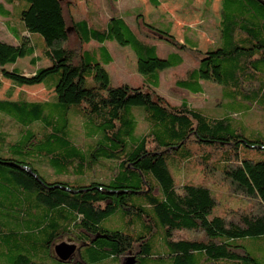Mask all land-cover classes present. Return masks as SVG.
Wrapping results in <instances>:
<instances>
[{"label":"trees","instance_id":"1","mask_svg":"<svg viewBox=\"0 0 264 264\" xmlns=\"http://www.w3.org/2000/svg\"><path fill=\"white\" fill-rule=\"evenodd\" d=\"M79 1L86 0L0 3L7 26L27 32L17 37L14 25L17 43L0 41V76L13 87L43 84L54 92L38 102L22 95L0 99V264H120L126 256L131 264H264V157L239 154L247 146L264 155V135L235 112L210 117L155 91L160 72L180 66L189 53L197 65L176 80L178 87L199 93L203 81L212 82L240 112H264V0H220L218 37L205 51L186 36L179 42L171 21L146 23L138 14L137 33L120 16L103 24L75 19L71 6ZM148 2L157 8L162 1ZM32 33L42 36V56L50 64L29 75L6 68L33 55ZM154 38L177 52L159 57L149 42ZM107 41L130 46L149 88L111 85ZM90 43L96 48L85 50ZM30 62L35 66L36 57ZM70 112L81 129L74 124L73 133ZM193 159L217 168L249 204L209 218L219 204L213 190L172 172ZM35 164H46L48 173ZM110 217L113 224L103 226ZM64 235L80 243L75 262L52 252Z\"/></svg>","mask_w":264,"mask_h":264},{"label":"rangeland","instance_id":"2","mask_svg":"<svg viewBox=\"0 0 264 264\" xmlns=\"http://www.w3.org/2000/svg\"><path fill=\"white\" fill-rule=\"evenodd\" d=\"M161 1L162 4L160 3L161 5L154 8L149 4L148 0H86L79 1L76 5L71 6V13L75 19H79L86 16L88 11H92L96 16V21L100 22V24L106 22L113 15L120 16L124 18L129 26L137 33L139 32L136 20L138 14L142 15L143 20L146 23H164L166 22V19H170L174 21L171 33L179 41L182 38L183 31L185 32L186 29H193L195 34L200 33L202 51H205L206 48L211 46L212 43L217 40V24L220 8L218 0ZM1 2L2 0H0V3ZM8 8L10 9L9 6ZM14 11L17 10L14 9ZM30 40L34 44L33 55L20 57L15 63L6 65V68H17L21 71H31L36 67H47L50 64L49 61L42 56V36L38 33H32ZM0 41L9 44H16L13 41L12 36L9 35L1 18ZM149 42L158 46V56L161 58L167 57L170 53L177 52L173 46L163 39L154 38L150 39ZM104 45L112 57V61L109 64L104 65L109 74L112 86L127 84L130 87L142 86L149 88V78L147 75L137 71V59L129 45H120L115 41H107ZM96 46L97 44L90 43L85 45L84 49L90 50L96 48ZM97 50L98 49H96V51ZM98 54L99 58H101V51H99ZM32 57H36L37 65L35 66L30 62ZM196 65L197 61L195 58L189 53H184L183 63L180 66L167 68L160 72V82L155 89L156 93L165 97L170 104H179L185 101L192 107L197 108L206 115L214 118H221L228 113L235 112L238 116L237 118L242 120L244 124L264 135V112L260 108L253 107L246 113L240 112L238 104L224 98L220 86L212 82L203 81L202 92L199 93L191 92L176 85V80L182 78L187 69ZM2 80L3 78L0 77V82H2ZM90 81L91 78H88L87 83ZM11 87V83L5 82L0 88V97H5L6 91L11 89ZM38 87L44 88L42 84L23 85L21 86L22 90L14 89L15 95L17 92H20V95L22 94L24 97H29L30 94H33V97H39L42 93V88ZM50 95L51 92H46L44 96L40 97V99L47 98ZM70 113L71 133L74 132V124L78 130H81L78 119L72 114V112ZM137 118L139 120L138 131L144 132L146 126L141 121L140 113H137ZM245 134L251 136L248 132ZM76 140L78 143L83 142L85 140L84 133L81 136L77 135ZM239 154L242 158H250L254 160H259L264 157L262 152L247 146H242L239 150ZM34 167L42 175L48 173L47 169L49 167L46 164H35ZM172 172L174 177L180 181L190 179L197 183H203L213 190L219 204L214 208L209 218H212L214 215H223L231 208L246 206L249 204V200L233 192L229 187V183L222 177L217 168L204 165L200 163L198 159L191 160L182 172L176 173L174 169H172ZM113 221L114 217H110L105 219L102 224L103 226H110L113 224ZM62 241L74 243L76 245V250L68 260L70 262L77 261L79 259L78 249L80 243L70 235H64L58 238L55 243ZM52 252L54 254V251ZM128 257L129 256L123 257L120 264H131ZM259 258L261 259V257Z\"/></svg>","mask_w":264,"mask_h":264},{"label":"crops","instance_id":"3","mask_svg":"<svg viewBox=\"0 0 264 264\" xmlns=\"http://www.w3.org/2000/svg\"><path fill=\"white\" fill-rule=\"evenodd\" d=\"M219 1V4H220V0H218ZM3 4V8L5 9V10H8V11H11L12 10V5L11 4H7V3H2ZM162 4V3H161ZM160 4V5H161ZM8 6L10 7V9L8 8ZM220 9V8H219ZM85 17H90L92 20H94V19H96V16H95V14L92 12V11H88V13H86V16H83V17H81V18H85ZM0 18L2 19V21H3V24H4V26H5V28L7 29V31H8V33H9V35H11L12 36V39H13V41L15 42V43H17V39L15 38V32H14V30H13V28H14V25H13V23H11L9 26H7V21H8V17H2L1 15H0ZM167 18V17H166ZM80 19V18H79ZM166 21H171V27H170V33H171V30H172V27H173V24H174V21H172V20H170V19H166ZM17 27H18V34L16 35L17 37L18 36H23V37H27V32L26 31H24L23 29H22V27H20V25H18L17 24ZM217 28H218V30H219V19H218V24H217ZM184 36H186V37H188V38H190V39H192V40H196L197 41V49H199L200 51H202L201 50V42H200V40H201V38H200V33H197V34H195V31H193V29H189V30H185V32L183 31V34H182V38L180 39V41L179 42H183V40H184ZM36 65H37V63H36ZM35 69L36 68H34L33 70H31V71H27V70H24L23 72H24V74H26V75H29V74H33L34 73V71H35ZM1 77V76H0ZM3 78V77H2ZM5 82H9L10 83V81L8 80V79H5V78H3V80H2V82H1V86H0V88L2 87V85H4L5 84ZM160 82V81H159ZM38 85V84H37ZM43 85V84H42ZM44 86V85H43ZM38 88H42V87H38ZM45 88V87H44ZM42 88V93L40 94V96L39 97H33V94H30V96L29 97H24L27 101H32V102H38V101H45V100H47V99H50V98H52L53 97V95H54V92H53V89H47V88ZM11 89H12V92H11V95L9 96V97H0V99H9V100H12V101H14V100H17L18 98H19V96H20V92L18 93H16V95H15V90L14 89H18V90H22L21 89V87H11ZM46 92H51V95L50 96H48L47 98H43V99H40V97H42V96H44V94L46 93ZM22 95V94H21ZM36 98H39V99H36Z\"/></svg>","mask_w":264,"mask_h":264},{"label":"water","instance_id":"4","mask_svg":"<svg viewBox=\"0 0 264 264\" xmlns=\"http://www.w3.org/2000/svg\"><path fill=\"white\" fill-rule=\"evenodd\" d=\"M19 168L24 169L27 172L31 173V171L26 167H19ZM62 189L67 190L72 193L75 192L74 190L69 189L67 187H62ZM75 250H76V245L74 243H68L65 241L55 243L53 246V251H54L55 256L61 261L68 260L72 256Z\"/></svg>","mask_w":264,"mask_h":264}]
</instances>
